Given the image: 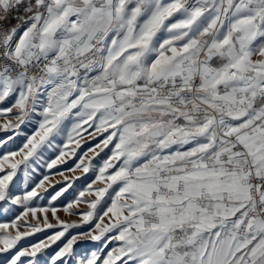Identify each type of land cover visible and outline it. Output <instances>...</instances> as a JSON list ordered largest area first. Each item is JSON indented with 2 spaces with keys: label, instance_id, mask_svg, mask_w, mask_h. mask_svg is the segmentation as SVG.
<instances>
[{
  "label": "snow or ice",
  "instance_id": "snow-or-ice-1",
  "mask_svg": "<svg viewBox=\"0 0 264 264\" xmlns=\"http://www.w3.org/2000/svg\"><path fill=\"white\" fill-rule=\"evenodd\" d=\"M0 257L264 264V0H0Z\"/></svg>",
  "mask_w": 264,
  "mask_h": 264
},
{
  "label": "rangeland",
  "instance_id": "rangeland-1",
  "mask_svg": "<svg viewBox=\"0 0 264 264\" xmlns=\"http://www.w3.org/2000/svg\"><path fill=\"white\" fill-rule=\"evenodd\" d=\"M85 147H87V146H85ZM55 179H60V178H59V177H55ZM61 215L63 216L64 214L61 213ZM65 218H66V217H65ZM44 235H45L44 233H38V234L36 235V237H34V238H28V240L24 241V243L33 242L35 239L43 238ZM0 259H3V257H0Z\"/></svg>",
  "mask_w": 264,
  "mask_h": 264
}]
</instances>
